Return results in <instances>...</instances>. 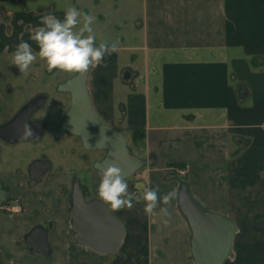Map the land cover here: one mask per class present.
Wrapping results in <instances>:
<instances>
[{
	"label": "crops",
	"instance_id": "obj_1",
	"mask_svg": "<svg viewBox=\"0 0 264 264\" xmlns=\"http://www.w3.org/2000/svg\"><path fill=\"white\" fill-rule=\"evenodd\" d=\"M50 6L61 21L68 8L93 16L96 46L117 45L92 67L88 88L95 110L127 136L131 152L153 160L126 180L128 192L142 181L162 196L185 181L207 209L236 224L226 264H264V0H54ZM185 166L186 177L178 176ZM26 167L13 157L0 160L7 192L0 264H113L115 256L75 243L74 178L67 168L30 182ZM102 175L92 169L84 183L78 179L87 199L97 198ZM16 201L23 212L7 213ZM163 206L151 216L143 200L112 211L126 230L121 264H195L177 198L166 206L167 223ZM37 226L50 229L48 257L31 254L25 242Z\"/></svg>",
	"mask_w": 264,
	"mask_h": 264
},
{
	"label": "water",
	"instance_id": "obj_2",
	"mask_svg": "<svg viewBox=\"0 0 264 264\" xmlns=\"http://www.w3.org/2000/svg\"><path fill=\"white\" fill-rule=\"evenodd\" d=\"M94 65L83 73H76L58 86L59 92L69 93L71 103L66 111L61 129L79 137L88 152L104 153L95 161L93 167L102 173V169L114 164L121 169L125 180L135 176L153 160H144L135 156L129 146L127 136L120 130L107 124L92 105L88 89V76ZM128 79V76H125ZM44 97H38L28 103L21 112L8 124L0 127V140L13 145L21 141L38 142L42 139L46 123L29 121L30 115L38 110ZM27 123L33 135L22 137L23 125ZM52 169L48 160H35L28 167L31 182L42 179ZM103 174V173H102ZM145 186L139 181L131 185L133 201L142 198L137 190ZM0 183V207L7 202V192ZM177 208L185 218L190 230L191 255L195 264H226L233 254L237 227L230 217L207 209L191 193L187 183L181 181L177 189ZM69 215L71 227L76 234L75 243L101 255H113V264H121L123 255L120 250L124 243L126 230L117 217L98 198L87 199L79 180H75L71 191ZM50 228V226H49ZM49 230L42 226L33 228L26 236L25 242L31 254L44 257L51 255Z\"/></svg>",
	"mask_w": 264,
	"mask_h": 264
},
{
	"label": "clouds",
	"instance_id": "obj_3",
	"mask_svg": "<svg viewBox=\"0 0 264 264\" xmlns=\"http://www.w3.org/2000/svg\"><path fill=\"white\" fill-rule=\"evenodd\" d=\"M94 19L93 16L76 8H68L62 21L52 15L42 16L40 19L42 26L37 27L29 37L37 44L39 51L34 53L30 44L21 40L11 55L12 64L18 67L20 73H27L31 64L39 57L46 62L50 73L58 69L62 72L83 74L90 65L101 63L106 54L111 55L117 48L116 43L106 42L96 46V36L92 27ZM77 27L78 30H74ZM32 135L31 127L25 123L22 137L28 139ZM102 173V179L96 188L97 198L111 211L131 208L134 194L128 192L129 185L121 169L109 164L102 169ZM137 190L145 203V214L151 216L158 204L164 205L160 207L159 213L163 222L167 223L166 218L170 217V213L166 206L176 198L177 193L173 190L158 196V186L151 189L143 186Z\"/></svg>",
	"mask_w": 264,
	"mask_h": 264
},
{
	"label": "flooded vegetation",
	"instance_id": "obj_4",
	"mask_svg": "<svg viewBox=\"0 0 264 264\" xmlns=\"http://www.w3.org/2000/svg\"><path fill=\"white\" fill-rule=\"evenodd\" d=\"M12 2L13 3L8 4L7 0H0V127H3L6 124L10 123L28 103H30L31 101L35 100L38 97H44V102H43L42 106L30 115L29 121L30 122L43 121L46 123V129H45V132H44L42 139L44 138L47 130L50 131V129L55 128V132L57 135L59 133H61V134H66L68 136L74 137L76 143H78L82 147V149L86 152V154H89V153L101 154L100 158L95 159L92 163V169H94V167H93L94 162L101 159L104 153L86 151L84 149L83 143L79 137H76V136L70 134L69 132L61 129V122H62V119H63L66 111L68 110V108L70 106L71 96L69 93L59 92L58 86L61 83L68 80L73 75H75L76 73H70L69 75L68 74L65 75L63 77V79L58 81V83L53 87L54 94L59 95V96H66L68 98V102H69L68 107L65 108V110L62 112V117L60 118L59 122L56 123V121H50L49 120L53 124L48 126V122L45 119L35 118V115L40 110H42V108H44V106L47 104V102L49 103L50 98H49L48 94H46V93H39V94L33 93L32 96L29 99H27V101H24L22 104L16 103L17 102V100H16L17 96L19 94H21V92L24 91V89H26V87H29V85H27V84L36 83L35 82L36 78L34 76L35 71H37V70H39V72L42 71V73H44V79H47V81H49V82H50V79L52 77L56 76L61 71L58 69H54L50 73L47 70V66L44 67L42 70V66H38V64L33 65L34 64L33 63V64H31L30 68L27 71V73L33 72V76H30L32 78V80H30L28 82L27 81L26 82L25 81H22V82L19 81L20 78L24 77V74L20 73L18 67L14 66L11 62V55L15 51L16 46L21 42V40H23V41H26L30 44L31 49L34 53L38 52L39 48H38L37 44L34 41L29 39L30 34H33L34 30L37 27L42 26L40 24V19L42 16L52 15V16L56 17L57 15L55 13V10L50 6V4L45 5V3H44V5H41L39 0H36V1L30 0V2L14 0ZM40 69H41V71H40ZM87 84H88V80H87ZM57 107H58V105H57ZM40 141H38V142H40ZM21 142H24V141H21ZM25 142H28V141H25ZM38 142H35V143H38ZM19 143L20 142L13 144V145H9V144L0 140V160L2 161L3 159H8V157L3 156V153L5 151L3 147H8L7 149H12L15 145H17ZM30 143H33V142H30ZM76 151H77L76 149H72L73 153H76ZM85 155L82 153V154H80V157L82 159L85 158L86 163H88L89 157L87 155L86 156ZM39 159L40 160H48L45 157L44 158H37L35 160H39ZM3 163L6 164V162H4V161H3ZM29 165L26 167V175H27L28 179H29V175H28ZM52 169H53V166H52ZM74 181L75 180L73 179L72 186H73ZM33 182H35V181H33ZM72 186L70 189V200H71ZM84 193H85V190H84Z\"/></svg>",
	"mask_w": 264,
	"mask_h": 264
},
{
	"label": "rangeland",
	"instance_id": "obj_5",
	"mask_svg": "<svg viewBox=\"0 0 264 264\" xmlns=\"http://www.w3.org/2000/svg\"><path fill=\"white\" fill-rule=\"evenodd\" d=\"M7 1L8 4H10L13 3L12 1L14 0ZM20 1L30 2V0ZM53 1L54 0H39L41 5H44V3L45 5H49ZM56 1L59 5H63L64 0ZM33 63V65L38 64V66H42V70L46 67V62L41 60L39 57ZM65 73L66 72L61 71L56 76L52 77L49 82L47 79H44V73H42V71H35L34 76L36 78V83L27 84L29 87H26V89H24V91L17 96L16 103L22 104L24 101H27L33 93H46L50 98L49 103L47 102L44 108H42V110L35 115V118L45 119L48 122V126L53 124L50 121H56V123L59 122L62 117V112L68 107L69 102L66 96L54 94L53 87L58 83V81L63 79L65 75L70 74ZM23 74L24 77L19 79L20 82H28L32 80L30 76H33V72ZM3 148L5 150L3 153L4 157H13L14 159H17L19 163L27 164V166L35 159L45 157L52 163V172H54L58 166L67 168L69 174L74 178V180L80 179L82 183L86 180L85 178L87 173L92 170L93 161L101 156V154L97 153L86 154L82 147L76 143L74 137L61 133L57 135L55 128L50 129V131L47 130L44 138L38 143L24 141L15 145L12 149H7L8 147ZM72 149H76V153H73ZM82 153L89 157L88 163H86L85 158L82 159L80 157V154ZM135 177L136 176H133L132 179H135Z\"/></svg>",
	"mask_w": 264,
	"mask_h": 264
},
{
	"label": "built area",
	"instance_id": "obj_6",
	"mask_svg": "<svg viewBox=\"0 0 264 264\" xmlns=\"http://www.w3.org/2000/svg\"><path fill=\"white\" fill-rule=\"evenodd\" d=\"M188 167L185 166L183 168H180L177 170V174L180 177H186L187 173H188ZM6 212L9 214H21L23 212V208L21 206V204L19 203V201H16L15 203L9 204L6 208Z\"/></svg>",
	"mask_w": 264,
	"mask_h": 264
},
{
	"label": "trees",
	"instance_id": "obj_7",
	"mask_svg": "<svg viewBox=\"0 0 264 264\" xmlns=\"http://www.w3.org/2000/svg\"><path fill=\"white\" fill-rule=\"evenodd\" d=\"M138 133H140L139 130H134L133 132V141L135 142H138L142 139V137L139 136Z\"/></svg>",
	"mask_w": 264,
	"mask_h": 264
}]
</instances>
